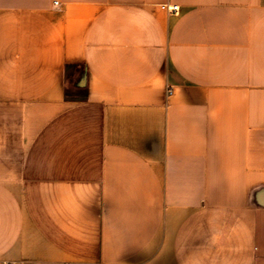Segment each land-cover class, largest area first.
<instances>
[{
    "label": "crops",
    "instance_id": "1",
    "mask_svg": "<svg viewBox=\"0 0 264 264\" xmlns=\"http://www.w3.org/2000/svg\"><path fill=\"white\" fill-rule=\"evenodd\" d=\"M0 264H264V0H0Z\"/></svg>",
    "mask_w": 264,
    "mask_h": 264
},
{
    "label": "rangeland",
    "instance_id": "2",
    "mask_svg": "<svg viewBox=\"0 0 264 264\" xmlns=\"http://www.w3.org/2000/svg\"><path fill=\"white\" fill-rule=\"evenodd\" d=\"M67 95H69V97H82L83 96V89L81 90H76L74 88H70L67 92Z\"/></svg>",
    "mask_w": 264,
    "mask_h": 264
},
{
    "label": "built area",
    "instance_id": "3",
    "mask_svg": "<svg viewBox=\"0 0 264 264\" xmlns=\"http://www.w3.org/2000/svg\"><path fill=\"white\" fill-rule=\"evenodd\" d=\"M55 3L58 4V1H55ZM171 10L175 11V12H178L179 11V5H174L171 7Z\"/></svg>",
    "mask_w": 264,
    "mask_h": 264
}]
</instances>
